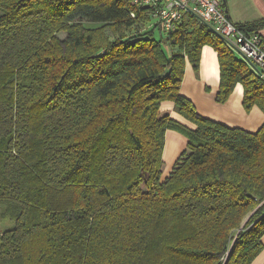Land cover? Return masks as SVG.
Returning <instances> with one entry per match:
<instances>
[{"label": "trees", "instance_id": "1", "mask_svg": "<svg viewBox=\"0 0 264 264\" xmlns=\"http://www.w3.org/2000/svg\"><path fill=\"white\" fill-rule=\"evenodd\" d=\"M240 26L256 32L264 19ZM206 45L218 102L240 83L246 111H264V79L189 11L166 31L133 0H0V202L15 221L0 231V264L254 261L264 123L227 126L181 93ZM168 129L187 144L164 174Z\"/></svg>", "mask_w": 264, "mask_h": 264}, {"label": "crops", "instance_id": "2", "mask_svg": "<svg viewBox=\"0 0 264 264\" xmlns=\"http://www.w3.org/2000/svg\"><path fill=\"white\" fill-rule=\"evenodd\" d=\"M226 10L231 20L239 25L264 19V0H225ZM264 34V27L258 30ZM220 87V64L217 51L209 45L202 49L199 69L196 70L187 60L185 74L181 84V93L192 100L197 111L212 120L249 131L258 130L264 123V111L257 105L247 112L242 104V84H237L230 99L225 103L217 100ZM162 109L170 111L171 115L189 125L193 124L178 113L175 103L171 100L162 103ZM241 122V123H239ZM187 138L180 132L168 129L164 149L165 161L177 159L185 148ZM264 242V238H263ZM251 264H264V249Z\"/></svg>", "mask_w": 264, "mask_h": 264}, {"label": "built area", "instance_id": "3", "mask_svg": "<svg viewBox=\"0 0 264 264\" xmlns=\"http://www.w3.org/2000/svg\"><path fill=\"white\" fill-rule=\"evenodd\" d=\"M136 5L151 6L157 24L166 31L175 29L184 12L189 11L210 24L235 51L248 60L264 79V34L249 32L231 20L224 0H133Z\"/></svg>", "mask_w": 264, "mask_h": 264}, {"label": "rangeland", "instance_id": "4", "mask_svg": "<svg viewBox=\"0 0 264 264\" xmlns=\"http://www.w3.org/2000/svg\"><path fill=\"white\" fill-rule=\"evenodd\" d=\"M65 35V33H63L62 34V36H64ZM155 35L157 36V37H159V35H160V33L158 32V30H156L155 31ZM235 91V89L233 90V92ZM233 92L231 93V95H230V97L232 96V94H233ZM242 94H243V98H242V104H241V106L244 104L243 103V100H244V91H243V89H242ZM230 97H229V99H230ZM228 99V100H229ZM227 100V101H228ZM226 101V102H227ZM221 103V102H220ZM223 103H225V102H223ZM256 106V105H255ZM253 109V108H252ZM251 109V110H252ZM250 110V111H251ZM249 111V112H250ZM239 123H241V122H239ZM226 125V124H225ZM227 126H229V125H227ZM230 127H234V126H230ZM237 127H239V126H237ZM242 128V127H241ZM245 129V128H244ZM247 130V129H246ZM249 131V130H248ZM175 161L176 160H174V161H172V162H168V161H165V159H164V174H167L169 171H170V169L173 167V165H174V163H175ZM3 211V204L0 202V231H4V230H6V229H9V228H11V227H13L14 225H15V221H13V220H11L9 217H4L3 215H2V212Z\"/></svg>", "mask_w": 264, "mask_h": 264}]
</instances>
